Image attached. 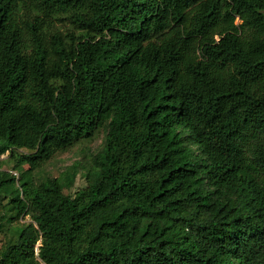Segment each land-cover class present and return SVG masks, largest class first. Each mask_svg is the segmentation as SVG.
<instances>
[{"label": "trees", "instance_id": "obj_1", "mask_svg": "<svg viewBox=\"0 0 264 264\" xmlns=\"http://www.w3.org/2000/svg\"><path fill=\"white\" fill-rule=\"evenodd\" d=\"M5 154L0 264H264V0H0Z\"/></svg>", "mask_w": 264, "mask_h": 264}, {"label": "rangeland", "instance_id": "obj_2", "mask_svg": "<svg viewBox=\"0 0 264 264\" xmlns=\"http://www.w3.org/2000/svg\"><path fill=\"white\" fill-rule=\"evenodd\" d=\"M104 132H100L93 140L81 142L67 152L56 154L48 161L41 170L34 173L35 178H57L68 173L74 174V179L70 184V188H65L66 194H73L77 190L85 187V174L90 171L93 156L97 154L104 143ZM17 154H25L26 150H19ZM15 162L9 159L8 154L0 157V170L10 173L15 178V183L6 185L1 192L8 197L20 196L19 184L22 181V173L27 167H21L19 170L13 168ZM27 175H23V180ZM1 210V208H0ZM1 214V212H0ZM30 223L28 217L20 220V224ZM5 234L0 231V247L4 244Z\"/></svg>", "mask_w": 264, "mask_h": 264}]
</instances>
